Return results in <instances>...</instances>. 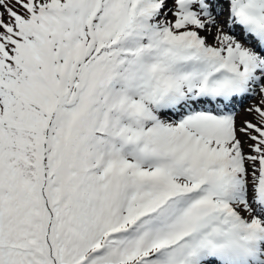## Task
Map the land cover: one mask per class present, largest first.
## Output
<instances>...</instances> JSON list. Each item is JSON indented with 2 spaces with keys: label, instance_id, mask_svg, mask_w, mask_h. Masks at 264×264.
Wrapping results in <instances>:
<instances>
[{
  "label": "snow or ice",
  "instance_id": "snow-or-ice-1",
  "mask_svg": "<svg viewBox=\"0 0 264 264\" xmlns=\"http://www.w3.org/2000/svg\"><path fill=\"white\" fill-rule=\"evenodd\" d=\"M0 264H264V0H0Z\"/></svg>",
  "mask_w": 264,
  "mask_h": 264
}]
</instances>
